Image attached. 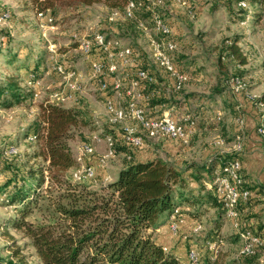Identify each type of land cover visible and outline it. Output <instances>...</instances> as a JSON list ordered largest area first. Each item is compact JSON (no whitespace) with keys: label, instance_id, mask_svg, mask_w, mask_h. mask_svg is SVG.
Returning a JSON list of instances; mask_svg holds the SVG:
<instances>
[{"label":"rangeland","instance_id":"374dc122","mask_svg":"<svg viewBox=\"0 0 264 264\" xmlns=\"http://www.w3.org/2000/svg\"><path fill=\"white\" fill-rule=\"evenodd\" d=\"M226 1L230 0H190V9L196 12L195 15H190L188 9L184 7L171 5V24L174 30L170 38L176 42V49L172 52V56L179 68L191 72L193 76L181 91L173 93L175 96L172 102L173 109L171 105H168L169 103L155 108L156 114L170 111V113L179 114L180 119L189 113L196 118L199 110L198 103L207 101L208 104H212V107L207 104L208 110L213 108L222 112L223 119L221 122H215L212 119L213 124H209L206 128L196 124L199 128L194 129L188 143L174 139H146V143H148L147 146L152 145L162 158L184 164L191 160L204 161L203 153L200 152L202 148L204 151L214 152L219 149L230 150L233 142L239 138L242 144L241 150L234 152L231 149V152L241 157V176L243 181L252 185L258 184L259 178L264 174V168L261 171H249L250 159L244 156L250 147L247 128L251 125L249 123L251 113H254V117L257 118V122L251 118L254 121L251 129L263 142L264 155V134L258 130V127L263 124L262 112L253 101L257 96H264V3L245 1V5H240L231 1L234 10L231 13L225 6ZM201 6L204 7L201 8ZM240 8L247 10V13L239 12ZM39 12L41 11L33 9L25 0H0V42L3 40L5 42L4 48L0 47V81L14 76L23 94V100L19 103L15 102L11 96L0 99V151H5L8 146L13 145L11 150L15 154V156H9L0 153V157L6 160V163H11L12 167L15 164L39 166L42 163L40 157L32 156V152L37 148L35 141L25 138L23 133L28 125L41 119L44 106L52 101V93L61 85L63 77L56 72L54 64L62 62L67 70H75L79 74L83 87L78 93V100L66 101L63 106L83 107L87 117V123L75 129L70 139L76 165L69 169L68 176L76 180L75 172L80 170L83 164L91 162L89 160L92 158L96 161V164L93 162L92 164L98 174L107 179L106 181L113 180L125 162V153L123 147L118 145L114 156L103 158L108 149L106 134L112 133L120 140L118 133L121 132V125L114 126L108 121L106 101L109 96L119 99L114 89V79L123 76L125 67L120 58L110 59L104 53L105 63L116 62L118 69L115 74L105 75L108 88L101 90L100 82L97 77H94L92 70L94 53L89 56L84 54L80 48V39L92 38L95 32H102L111 42L130 45L136 52L140 51L141 61L144 57L145 65L149 64L158 72L159 77L164 75V70H160L152 60L148 36L133 23L128 25L120 19L110 22L108 20L110 10L103 3L91 6H60L56 11H42L53 17L52 22H49L45 16H40ZM252 12L258 16L251 15ZM4 14L9 16L4 17ZM139 14L142 17L147 16L141 12ZM244 15L245 20L241 19ZM176 24L181 27L178 28ZM178 29L180 32H177ZM236 33L241 34L240 45L249 58L248 63L240 68L232 59L220 60L219 57L220 47L224 45L227 38ZM28 48L32 49L31 55L26 53ZM10 49L12 51L9 57H3ZM16 52H19L18 57H12ZM10 57L11 61H8ZM38 59H42L44 64L38 70L40 84L33 85L28 73L34 68ZM194 68L200 70L199 74L194 72ZM235 73H240L244 77L246 89L242 92H237L232 87L231 77ZM35 92H38L37 96ZM247 93L253 98L248 97ZM7 100L13 104L7 105L5 103ZM215 113L208 114L210 116L213 114V118ZM239 117L243 119L242 122L238 120ZM131 124L135 125V122ZM94 135H98L100 139L97 140ZM85 143L93 144V154H83L82 146ZM175 147L185 151H182L181 155L171 154V148ZM100 162L104 165H100ZM252 163L255 164V161L253 160ZM3 178V176L0 177V182ZM47 185L48 178L45 180V187ZM6 193V189H0V258H7L13 248L19 246L29 264H42L29 238L11 228L10 236L4 233L9 220L16 215L15 206L8 205L3 199ZM253 194L252 202L255 198L258 202L254 205V210L249 207L241 214L249 212V217L252 216L250 220L257 219L260 225H264V195H257L254 189ZM195 214L196 216L187 215L186 219L182 218L179 229L176 231L171 229V223L159 227L158 237L168 247L175 246L183 235L191 239L193 244L198 245L207 241L214 242L213 236L217 239L220 237L221 241L216 244L217 251L225 254L228 261L237 258L242 245L239 231L245 222L230 218L218 207H204ZM199 225H201L199 229H196ZM260 258L264 259V254Z\"/></svg>","mask_w":264,"mask_h":264},{"label":"trees","instance_id":"16d2710c","mask_svg":"<svg viewBox=\"0 0 264 264\" xmlns=\"http://www.w3.org/2000/svg\"><path fill=\"white\" fill-rule=\"evenodd\" d=\"M127 1L25 0L33 9L39 11H56L60 6H91L103 3L110 12L114 9L123 11ZM231 1L241 5L242 0L224 2L232 13L234 10ZM244 1L264 3V0ZM138 2L147 3V0H138ZM171 5H175L172 0H166V6L159 11L170 24ZM244 11L247 13V10L239 9V12ZM140 12L147 15L144 18L151 17L152 12L145 7L137 12L138 16L142 17ZM251 15L255 14L252 12ZM241 19L245 20V15ZM120 20L128 25L133 23L137 27L135 19L120 18ZM171 28L172 35L174 30L172 24ZM241 37V34L236 33L225 40L224 45L219 49L220 60L232 59L238 68L248 63L249 58L240 45ZM4 45L3 40L0 42V47L4 48ZM11 51L10 49L3 57H9ZM31 51L32 49L28 48L27 55H31ZM93 53L95 60H104V52L100 47L94 48L91 54ZM18 54L19 52H16L12 57H18ZM142 58V66L149 68L156 78L155 83L145 82L144 91L148 99H145L143 104L151 114H156L155 108L166 106L168 103L171 105L175 98L173 93L181 91L189 80L182 88L176 89L172 77H169L167 72L164 71V75L159 77L158 72L149 64L145 65V59ZM10 59L11 57L8 61H11ZM42 59L36 60L28 77L31 73L39 77L38 70L44 64ZM138 60H141L140 56ZM178 69L185 71L179 67ZM195 71L200 72L198 69ZM186 72L190 79L192 73ZM108 74L109 72L106 71L105 75ZM105 75L104 80L107 79ZM234 76L244 78L240 73H235L232 77ZM78 93L80 92L75 93V100H78ZM5 96H11L17 103L23 100V94L14 76L0 81V99ZM253 101L255 105L258 102L264 104V96H257ZM5 103L13 104L9 100ZM261 112L264 127V107ZM189 115L196 120L192 114ZM222 119L223 113L220 120L214 118V121L221 122ZM86 123V111L83 107H67L50 102L44 106L41 119L28 125L23 133L25 138L35 141L37 148L32 152V156L40 157L42 163L39 166L15 164L12 167L11 163H6L7 161L0 157V177H4L0 182V189L7 190L3 199L8 205L16 208V215L9 220L4 233L10 236L11 228L29 238L42 264H193L189 255L192 249L198 254L199 264H264V259L260 258L264 254V246L261 251L251 255H242L239 250L237 258L228 261L225 254L209 248L211 241L200 245L193 244L191 239L183 235L175 246L168 247L158 237V228L171 223L169 217L177 207L179 209L175 220L186 219L187 215L196 216L195 212L198 213L204 207H218L227 214L216 186L214 184L209 186L207 182H212L216 177V171L232 159L241 160L238 154L217 150L210 154L208 161H191L184 165L160 156L139 160L136 152L145 148L148 145L146 139L151 138H148L144 131H140L145 139L144 145L133 146L125 140L121 130L118 133L120 140L114 134L107 133L113 135L116 153L118 145L123 147L125 153V162L116 177L106 181L107 179L102 178L95 168V176L84 180H73L68 176L69 169L76 165L70 139L75 129ZM12 148L13 145H10L0 153L15 156ZM93 160L91 158L89 160L91 162L87 164L93 165ZM100 165L104 164L100 162ZM47 178L48 185L45 187ZM192 182H196V185H192ZM248 183L246 181L242 183V190L247 188L250 194L239 199L238 219L245 222L242 229H251L264 239V225H260L257 219L250 220L252 216L249 217V212L241 214L246 208H252L258 203L257 198L252 202L253 189L256 194L264 192L263 184ZM212 238L216 243L221 241L220 237ZM0 264L29 263L17 246L7 258H0Z\"/></svg>","mask_w":264,"mask_h":264},{"label":"built area","instance_id":"2783aa9c","mask_svg":"<svg viewBox=\"0 0 264 264\" xmlns=\"http://www.w3.org/2000/svg\"><path fill=\"white\" fill-rule=\"evenodd\" d=\"M172 3L188 9L190 15H194V11L190 9V0H172ZM241 4L245 5V1H241ZM165 6L166 0H147V3L138 2V0H128L123 11L118 9L111 10L108 20L115 22L120 18L135 19L137 28L148 36L153 62L160 70L167 72L169 77H172L175 88L180 89L189 80V74L186 71H180L173 60L172 52L176 49V42L169 37L172 32L171 24L159 12L160 8H164ZM143 7L152 12L151 17L144 18L138 16V10ZM39 15L45 16L49 22L53 21L52 16H48L42 11L39 12ZM7 16L8 14H4V17ZM94 46L100 47L110 59L112 57L120 58L122 65L125 67L123 76L119 78L115 77L114 79V89L119 99L116 100V98L109 96L106 101L108 121L111 124L121 125L120 128L125 140L133 146H143L145 139L140 134V131H144L146 136L151 139H174L188 142L195 129L196 120L194 118L186 115L183 119H177L171 116L170 111L151 114L143 104V101L148 99L144 91L145 82L155 83L156 78L149 71V68L143 67L142 61L138 60L140 51L136 52L135 48L130 45H122L115 41L113 43L102 32H95L92 38L83 37L80 39V48L87 56L91 54ZM112 48L114 49L113 51L111 50ZM54 68L63 79L59 88L52 93L51 102L63 104L66 101L75 100V93L81 92L83 89L79 74L75 70H67L61 62H56ZM117 69L118 65L113 61L109 63H105L102 59L92 61L93 75L98 78L101 90H107L108 88L107 80H104L103 77L105 72L108 71L115 74ZM29 78L33 85L40 84V80L34 73H31ZM231 82L233 89L237 92H242L246 89V83L239 76L232 77ZM37 95L38 92H35V96ZM247 96L253 98L249 93H247ZM257 105L263 110L264 104L262 102H258ZM215 118L220 120L222 113L220 111L217 112ZM238 120L243 121L241 117ZM132 122H135V125H132ZM258 130L264 134L263 124L258 127ZM94 136L97 140L100 139L98 135ZM105 139L108 149L103 158L107 159L114 156L116 150L113 135L107 134ZM241 148V140L237 138L232 145V151L238 152ZM82 151L85 155L93 154V144H83ZM102 161H105V159H102ZM241 171V160L239 158L232 159L223 168L216 171V177L212 182L207 183L209 186L213 184L216 186V190L226 208L227 216L234 220H237L239 217V212L237 211L239 199L248 197L250 194L247 188L243 190L241 188L243 183ZM93 176H95V167L89 164H83L80 170L74 174L76 180H84ZM178 209L177 207L171 214V229L173 231L178 229L179 223L182 221V218L180 220L174 219ZM236 225H238V222H236ZM200 226H197L196 229H199ZM239 234L242 241L240 254L251 255L261 251V248L264 246V239L260 235L248 228L241 229ZM216 244V242H210L209 248L217 251ZM189 255L193 264H199L198 254L194 249L190 251Z\"/></svg>","mask_w":264,"mask_h":264},{"label":"crops","instance_id":"0c3cea01","mask_svg":"<svg viewBox=\"0 0 264 264\" xmlns=\"http://www.w3.org/2000/svg\"><path fill=\"white\" fill-rule=\"evenodd\" d=\"M202 7H204V6H201V8ZM177 25H178V28L181 27L179 24H176V26ZM179 30L180 29H178L177 32H180ZM189 42H190V40H189ZM198 104H199V106H198ZM198 104H197V106L199 107V110H198V114H197V117H196V119H198L197 120V124H199L200 126L202 125L203 128H206L207 126H209V124H213V120L215 118V116H213V118H212V115L213 114L210 116L208 113H215L217 110L216 109H213V108H211L210 110H208V108H207V104H208L207 101L202 102V104L201 103H198ZM209 105H210V107H212V104H208V106ZM173 106H174V104L171 103V109H173ZM178 115L179 114H176L174 112H171V116L172 117L177 118V119H180ZM250 116H251V118H254V120L257 122V120H256L257 118L254 117V113H251ZM251 118L249 117V123L251 125L247 128L248 129V132H249L248 133V136H249V139H250L249 140L250 141V144H249L250 147H249V151L246 152V155H244V156L247 159H250V161L248 163L249 164V171H251V170L261 171L264 168V155H263V152H262V145H263L262 143L263 142L260 141V137L256 136L255 133L253 132V130L251 129V127L254 125V121H252ZM198 128L199 127L197 126L195 128V130L198 129ZM156 144H158V143H156ZM232 145L229 148L230 150H228V149L227 150L226 149H219V151L220 152H231ZM182 151H185V150L184 149H181V148H176V147L175 148H171V154L181 155ZM201 151L203 153V158L205 159L204 161H208L209 160L208 158H209L210 154H212L214 152L212 150H205L204 151L203 148L200 149V152ZM157 153H158L157 150L156 149H153V146L150 145V146H146L144 149H139L136 152V157L139 160H146V159H150V158H154V157L160 156ZM253 160L255 161V164L252 163ZM93 161L96 164V161L95 160H93ZM191 161H188V162H191ZM194 161H196V160H194ZM246 163L247 162H245V164ZM181 164L184 165L185 163L184 164L181 163ZM258 184H263L264 185V174L261 176V178H259ZM192 185H196L195 182H192ZM262 194L264 195V192L263 193H260V194H257V195H262ZM253 208H254V206L251 209L254 210Z\"/></svg>","mask_w":264,"mask_h":264}]
</instances>
